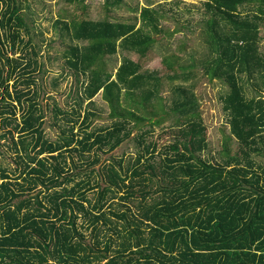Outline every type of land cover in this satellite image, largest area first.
Listing matches in <instances>:
<instances>
[{"label":"trees","instance_id":"trees-1","mask_svg":"<svg viewBox=\"0 0 264 264\" xmlns=\"http://www.w3.org/2000/svg\"><path fill=\"white\" fill-rule=\"evenodd\" d=\"M63 1L78 12L55 24L69 40L63 63L79 87L69 112L53 106L66 126L51 140L33 76L37 50L20 31L28 30L22 2L0 0V144L17 164L14 171L0 165V264H264V169L252 159L264 151V96L247 97L241 83L256 78L264 90V0H201L209 17L202 76L228 89L222 102L231 136L217 163L203 156L208 126L192 89L173 87L166 109L155 72L131 59L115 74L107 68L119 46L147 55L162 32L159 11L142 8L137 29L88 20L85 0ZM105 2L117 9L124 0ZM165 62L172 82L193 76ZM99 93L112 121L91 129L83 103L91 106ZM154 127L172 142L160 146ZM128 140L135 155L102 160Z\"/></svg>","mask_w":264,"mask_h":264},{"label":"rangeland","instance_id":"rangeland-1","mask_svg":"<svg viewBox=\"0 0 264 264\" xmlns=\"http://www.w3.org/2000/svg\"><path fill=\"white\" fill-rule=\"evenodd\" d=\"M21 2L22 16L28 30L23 27L20 31L25 41L28 38L32 39L37 50V55L33 58L38 62V66L33 70V76L37 78V84L40 87L38 101L44 109L45 134L49 139L54 140L60 133V129L66 126V120L64 121L61 116H55L53 106L56 105L69 112L73 106L70 96L79 87V84L74 81L72 72L63 63V47L69 43V40L64 32L60 31L61 25L55 23L65 21L70 15L78 12L66 6L63 0H20L19 3ZM105 3V0H85L86 18L96 22L109 20L132 24L139 29L143 28L139 16L142 8L150 6L159 11L158 25L162 32L155 35L156 43L151 46L147 55L140 57L138 53L132 50L127 51L119 46L118 53L105 60L107 68L115 74L121 62L131 59L141 63V71L155 72L161 79L160 96L166 109L172 106L171 102L176 97L173 95V87L183 85L185 88L192 89L198 97L200 111L208 126L209 147L203 156L213 163L222 162L226 138L231 136L229 121L223 110L222 102V97L228 89L223 82L217 80L211 82L203 79L202 76L201 66L203 60L209 55V45L206 42V23L209 17L205 12L203 2L201 0H124L123 5L117 9L107 8ZM250 11L252 9H243L245 15ZM151 32L154 34L153 30ZM259 36L264 37V26H260ZM258 48L259 51L264 50V39L259 41ZM167 58L178 67L180 72L192 71L193 76L190 80L183 82L179 79L172 82L168 78L172 75V71L166 65L165 59ZM241 83L247 97L264 96V90L261 89L260 82L256 78L249 80L243 76ZM83 107H88V110L93 113L88 121L91 129L110 125L112 120L109 117V107L104 102L101 93L93 98L91 106H86L84 102ZM175 117L177 114L172 113L171 119ZM172 120L166 121L164 126ZM164 129L153 128L155 132L152 139L157 140L160 146L172 142L173 138L171 134H165ZM2 133L3 130L0 128V136ZM227 147L233 155L237 147L236 141L231 140ZM136 151L134 141L128 140L115 152L103 153L101 156L102 160L108 159L113 154L128 157L135 155ZM252 159L258 167L264 169V151L252 155ZM0 165L12 171L17 167L14 151L9 148L5 140H1L0 144ZM18 175L19 173H16V176Z\"/></svg>","mask_w":264,"mask_h":264}]
</instances>
